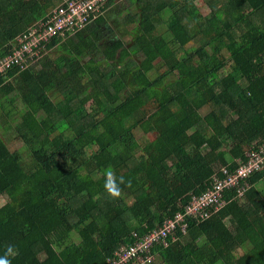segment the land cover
Here are the masks:
<instances>
[{
  "label": "trees",
  "instance_id": "16d2710c",
  "mask_svg": "<svg viewBox=\"0 0 264 264\" xmlns=\"http://www.w3.org/2000/svg\"><path fill=\"white\" fill-rule=\"evenodd\" d=\"M64 3L0 0V60ZM36 50L0 74V123L30 157L0 131V256L14 246L12 264H109L264 140V0H108ZM109 167L132 182L118 199ZM246 180L127 264H264V168Z\"/></svg>",
  "mask_w": 264,
  "mask_h": 264
},
{
  "label": "built area",
  "instance_id": "2783aa9c",
  "mask_svg": "<svg viewBox=\"0 0 264 264\" xmlns=\"http://www.w3.org/2000/svg\"><path fill=\"white\" fill-rule=\"evenodd\" d=\"M107 2L108 0H66L64 5L53 11L59 15L57 21L46 22L44 31L40 35H37L38 31L24 35L19 39V47L14 54L0 60V74L5 73L13 64H22L34 59L41 40H46L56 33L65 35L66 31L72 32L76 28L85 27L100 15L102 5ZM246 156V160L235 170L231 171L228 166H222L216 171L213 174L212 187L200 195H193L186 213L178 212L150 233L144 236L135 234L133 243L116 248L113 256L109 258V264H127L133 259L139 263L152 260L154 254L151 249L155 243L161 242L163 246H167L169 234H174V231L179 229L183 233L187 231L186 214L198 220L207 219L214 213L211 206L219 202L226 189L237 186L240 193L247 191L250 187V183L246 180L248 176L264 168V141L258 147L249 148ZM221 204L216 205L215 210ZM172 238L176 240L178 236L172 235Z\"/></svg>",
  "mask_w": 264,
  "mask_h": 264
},
{
  "label": "clouds",
  "instance_id": "9594fccd",
  "mask_svg": "<svg viewBox=\"0 0 264 264\" xmlns=\"http://www.w3.org/2000/svg\"><path fill=\"white\" fill-rule=\"evenodd\" d=\"M66 0H64L65 2ZM264 140L260 143H257L256 146L261 144ZM254 146V147H256ZM249 149V148H248ZM245 151V155L248 151ZM104 189L105 192L112 198L118 199L121 197L123 193V187L130 188L132 186L131 180H126L124 176H117L115 170L111 167L104 170ZM128 245L127 243L120 242L117 245V248L121 245ZM18 254V249L14 246H8L2 256H0V264H12V259ZM110 258V257H109ZM108 258V262H109Z\"/></svg>",
  "mask_w": 264,
  "mask_h": 264
},
{
  "label": "rangeland",
  "instance_id": "374dc122",
  "mask_svg": "<svg viewBox=\"0 0 264 264\" xmlns=\"http://www.w3.org/2000/svg\"><path fill=\"white\" fill-rule=\"evenodd\" d=\"M119 2H121V3H124V1H119ZM199 6L201 7V12H203V14H208V9H207V7H204L203 6V1H201L200 2V4H199ZM111 8H112V6H109V8L105 11V12H103V15L107 18V19H109L110 20V18H109V15H110V10H111ZM120 20H122V19H119V21ZM125 27V29L126 30H131L132 28H133V26H124ZM123 27V28H124ZM163 29L161 28L160 29V31H162ZM73 36V35H72ZM125 39H127V40H130L129 39V36L128 35H126L125 36ZM50 55H51V57H54V51L52 52V53H50ZM55 56H56V54H55ZM139 59V58H138ZM140 61V60H139ZM90 91H91V89H90ZM60 98V97H59ZM58 98V99H59ZM57 98L55 99L56 100V102H57V100H58ZM89 105V104H88ZM209 107H211L210 105H209ZM0 131L2 132V133H4V135L6 136V137H8V138H10L11 139V148L12 149H14L17 153H23V155L27 158V159H30V157H29V155H28V148L22 143V141L21 142H19L18 140H16V141H14V137H16L17 136V134H16V132H15V130L14 129H12L11 131H9V132H6L5 131V129H4V127L2 126V124L0 123ZM143 135V132L140 130V129H138V130H136V136L138 137V138H140L141 136ZM27 138H29V141L31 140V135H28L27 136ZM261 145V144H260ZM254 146H256V143H254V144H250V145H247L245 148H246V150L248 149V148H251V147H254ZM259 146V145H258ZM258 146H256V147H258ZM258 187L260 188V189H264V185H263V183H259L258 184ZM7 200V198L5 197V196H3V195H1L0 194V203L2 204V203H4L5 201ZM74 233L75 232H73L72 233V235H74ZM75 236V235H74ZM75 239H77V237L75 236ZM246 249V246H243L242 247V249H241V251L243 252L244 250Z\"/></svg>",
  "mask_w": 264,
  "mask_h": 264
},
{
  "label": "bare ground",
  "instance_id": "6f19581e",
  "mask_svg": "<svg viewBox=\"0 0 264 264\" xmlns=\"http://www.w3.org/2000/svg\"><path fill=\"white\" fill-rule=\"evenodd\" d=\"M59 18V15L57 13H54V19H52L53 21H57Z\"/></svg>",
  "mask_w": 264,
  "mask_h": 264
}]
</instances>
